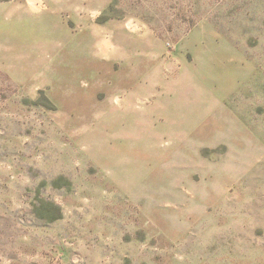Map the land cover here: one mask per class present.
Instances as JSON below:
<instances>
[{
	"label": "rangeland",
	"instance_id": "1",
	"mask_svg": "<svg viewBox=\"0 0 264 264\" xmlns=\"http://www.w3.org/2000/svg\"><path fill=\"white\" fill-rule=\"evenodd\" d=\"M32 1L0 0V264H264V0Z\"/></svg>",
	"mask_w": 264,
	"mask_h": 264
},
{
	"label": "crops",
	"instance_id": "2",
	"mask_svg": "<svg viewBox=\"0 0 264 264\" xmlns=\"http://www.w3.org/2000/svg\"><path fill=\"white\" fill-rule=\"evenodd\" d=\"M64 1H68L70 8L73 12V14H76L75 18L77 20V24L81 23L83 20H85V18H81L82 15H84L85 13L90 12L93 10H97L95 8H89V4L92 0H64ZM111 0H95L96 2V8L97 6H102L104 7L105 5H107ZM41 2V0L39 1ZM36 4H34V1L32 0H27V10L30 11L31 13L34 12V8H36L35 6ZM89 8V10H88ZM87 10V11H86ZM89 21V18H88Z\"/></svg>",
	"mask_w": 264,
	"mask_h": 264
}]
</instances>
